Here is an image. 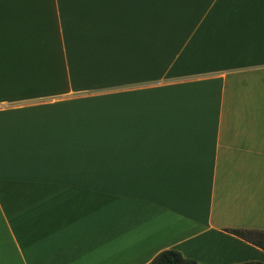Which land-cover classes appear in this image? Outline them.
Segmentation results:
<instances>
[{"label":"crops","instance_id":"1","mask_svg":"<svg viewBox=\"0 0 264 264\" xmlns=\"http://www.w3.org/2000/svg\"><path fill=\"white\" fill-rule=\"evenodd\" d=\"M264 0H0V264H264Z\"/></svg>","mask_w":264,"mask_h":264},{"label":"trees","instance_id":"2","mask_svg":"<svg viewBox=\"0 0 264 264\" xmlns=\"http://www.w3.org/2000/svg\"><path fill=\"white\" fill-rule=\"evenodd\" d=\"M231 234L264 249V233L243 230H232ZM151 264H200L194 260L184 259L178 252L164 251L158 255ZM242 264H262V263H242Z\"/></svg>","mask_w":264,"mask_h":264}]
</instances>
